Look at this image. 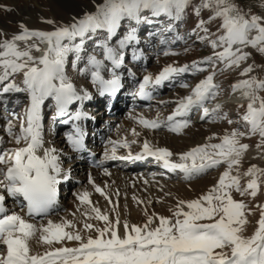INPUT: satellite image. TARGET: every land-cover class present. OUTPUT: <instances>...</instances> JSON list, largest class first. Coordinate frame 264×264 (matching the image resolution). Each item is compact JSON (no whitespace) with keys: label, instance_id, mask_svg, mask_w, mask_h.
<instances>
[{"label":"snow or ice","instance_id":"obj_1","mask_svg":"<svg viewBox=\"0 0 264 264\" xmlns=\"http://www.w3.org/2000/svg\"><path fill=\"white\" fill-rule=\"evenodd\" d=\"M190 3L191 0H103L95 5L94 11L74 16L69 23L55 25L53 20L45 21L54 25L51 31L29 29L20 23V31L8 38H3L4 33L0 32V94L24 92L27 97L19 130H15L13 123L17 119L15 115L7 119L4 126L17 146L0 150V264H264V204L259 205L254 231L245 236L247 216L252 209L244 200L233 196L238 193L241 197H255L264 184V168L251 165L243 173L249 178L243 185L239 172L241 157L248 148L241 143V138L256 135L260 138L257 148L264 145V96L260 95L264 92V79L249 75L254 70L252 64L240 72L247 78L231 85L232 92H238L241 100L246 101V106L238 105L245 107L239 120L247 126L246 132L236 128L225 131L219 143L198 144L175 154V160L169 149L154 147L148 140H144L141 151L135 156L129 152L121 157L116 155L117 146L128 148L136 140L106 142L111 150L106 148L104 159L152 157L161 167L182 174L186 180L224 164L225 170L206 193L195 199L177 200L175 207L169 209V216L145 213L143 224H129L125 220L122 234L119 216L110 220L97 207H92L91 213L95 214L94 219L103 222V227L85 222L81 230H76L72 221L63 218L60 222L48 219L46 224L37 227L25 218L44 220L50 216L58 206V185L69 179L57 149L45 147L44 109L53 110L54 118L66 117L63 123H72V131L66 134V139L74 152L86 150L85 132L77 122L87 119L88 115L76 105L91 100L92 94L72 81L67 73L69 62L73 72L90 79L100 96H114L122 88L121 76L128 51L131 50L134 61L142 55L137 48L138 27L164 17L168 20L167 30H172L173 23L182 20ZM201 9L209 10L210 15L207 21L199 19L191 34L197 35L200 42H206L212 54L179 67L168 64L155 76L145 74L137 81L132 94L142 100H152L159 86L180 74L202 73L209 66L213 71L200 79L189 94L174 101H161V104H175L166 118L161 119L159 113L152 119L133 117L145 129L166 128L179 134L191 124L188 117L194 109L201 111V120L234 123L226 113H221L219 103L211 108L206 106L219 94V85L214 82L216 65H222L220 72L238 67L250 56L244 50L247 47L264 53V18L245 13L234 0H201L193 9L197 17ZM216 20L219 21L216 32L210 33L205 25ZM125 24L126 30L119 35ZM197 29L204 35H198ZM117 36L119 38L112 43ZM90 40H93L91 52L86 47ZM41 45L46 47L41 50ZM34 51L42 54L33 55ZM17 76L21 77L19 82H16ZM179 86L187 87V84ZM131 134L140 135L135 128ZM214 138L215 134L206 139ZM102 163L97 161L96 166ZM104 171L107 173L106 169ZM89 183L103 195L91 176ZM74 195L82 204H91L87 191ZM7 198L14 203L11 209L6 206ZM17 207L25 209L23 216ZM84 215L87 218L89 213ZM89 230H93L95 236L89 235ZM37 232L39 241L61 246L50 247L42 254L33 253L29 241ZM65 241H75L77 246H63Z\"/></svg>","mask_w":264,"mask_h":264},{"label":"rangeland","instance_id":"obj_2","mask_svg":"<svg viewBox=\"0 0 264 264\" xmlns=\"http://www.w3.org/2000/svg\"><path fill=\"white\" fill-rule=\"evenodd\" d=\"M234 2L245 13H248L249 15H258L264 18V0H234ZM94 3L95 5L97 4L95 0H0V17L1 19H4V24H2V26L0 27V32L4 33L3 38H8L10 35L16 34L20 31V23H23L25 26H27L26 20L27 18H30L32 16H34L35 18L33 21V25L37 29H46L48 31H51L54 25L47 24L45 23V21L53 20L55 21V25L69 23L71 22L73 16L79 17L86 11H94L95 8L92 9V5ZM200 3L201 0H191V3L186 10V13L182 20L174 22L173 28L172 30H169V32H167L168 20L164 17L159 18V22L161 23L160 28H162L163 31L155 33V35H157V39H162V37H165L164 42L158 44L159 40H156L153 43H150V45L148 44L146 46V51L143 55L147 58L148 61L144 65L140 63L136 66L132 65L131 58H126L127 72H136L137 80H139L145 74L150 73L155 76L164 66L168 64L179 67L185 64H191L193 61L202 60L204 57L210 56L212 54V49L207 45V43L200 42L197 39V35L191 34L193 29L196 27L197 21L199 19H204L205 21H207L210 15L209 10L207 9H201L199 17L194 14V7L199 5ZM262 22H264V19H262ZM163 23L166 24V26L164 25L165 27H162ZM218 25L219 21L216 20L214 22L206 24L205 26L209 29V32L212 33L216 32ZM132 26L135 27V24H133ZM126 27L127 24H125V26L120 29L119 35H123ZM138 29H140L142 32L144 31V36L147 37L145 33L147 30L146 24L140 25ZM197 34L204 35V33L198 29ZM254 34L255 33H252V35ZM118 38L119 36H117L115 39ZM114 42L115 40L112 43ZM86 47L87 50L91 52L93 48V40L88 41ZM244 50L249 52L250 56L246 61L241 62L238 67L230 68L223 72H220L218 71V69H220L222 65L217 63V72L214 77V82L219 85V94L217 96L225 95L226 93H228V91L231 90V85L233 83L240 79L247 78L241 76L240 72L249 64H252L254 67L253 72L249 75H254L259 79H264V53H261L251 47H247ZM166 52L169 54L165 55ZM97 55L99 54L97 53ZM70 60L71 57H69V61ZM80 66L83 67V64H81ZM212 71V67L209 66L207 70L202 73H197L194 75L186 73L187 80L182 81L178 85L164 91V93L160 95V98H158V102L152 104L151 106L144 105L138 107L134 112L141 111V113L143 112L142 114L145 113V118L148 119L155 118L157 113L160 114L161 119L166 118L174 109L175 104L168 103L163 105L160 102L164 99L167 100V102L174 101L179 97L189 94L192 87L200 79H203L206 75H208L209 72ZM67 73L72 78V81H74L75 83H82L79 84L78 87L86 88L85 81L87 82V79L73 72L70 62L67 67ZM20 79L21 77L17 76L16 82H19ZM88 80L90 81V79ZM181 83H186L187 87H180L179 85ZM20 94L23 98L22 100H20L19 104L26 105V93L21 92ZM260 95L264 96V92H261ZM244 111L245 107H221V113H226L228 119L234 121V123L228 124L227 120H201L198 116V113H201V111L199 109H194L190 113L189 119L191 120V124L185 128L187 129L185 130V132L181 131V133L179 134L170 132L166 128H161L158 130H148L143 129L142 127L135 124L133 125L132 123L135 113L132 112L133 114L130 115V118L126 119L127 127H124L126 130H128V138L126 137V140H136V143L129 144V147L133 150L141 148L144 140H148L149 142L154 141L156 145H161L164 146V148L169 149L170 151H174L172 152L174 154L172 158L176 159L175 154L186 152L190 148L198 144L219 143V137L222 136L225 131L230 132L233 128H236L239 131L246 132L247 126L243 121L239 120V116H242ZM123 120H125V117H121L120 122H123ZM13 123L15 125V130L18 131L19 125L17 124V121L15 120L13 121ZM133 128H135L136 131L140 133L139 136L133 137L130 135ZM153 131L155 133L151 134V132ZM119 132L120 131H118V134H116L115 131V134H112V138L117 141L123 140ZM122 132L124 134L125 131ZM213 134H215L216 138L210 141L206 139L210 136H213ZM0 141L2 142L0 150L7 147H13L14 141L9 139V136L7 134L0 136ZM259 141L260 138L256 135L241 138V143L247 144L248 147H252L255 149H258L257 144L259 143ZM106 148L109 150L111 148V145L107 144ZM126 149L128 150V148L117 146L116 151L118 153L124 154L127 151ZM258 153L257 154L260 157L258 159H250L249 157L247 158L245 156L241 157V163L239 166L241 185H243L247 181V179H249L248 177H245L243 173L251 165L254 164L258 168H264V145H261V147L258 149ZM63 166L65 168H68L67 161H64L62 167ZM117 166L118 165H116L115 163L105 166L104 168L108 169V171L111 172L118 168ZM224 170L225 165L221 164L216 168L209 169L205 174L201 176L187 180L183 178H167L155 176L152 172H149L147 175H144V178L145 176H147L145 179L143 178L142 180L141 178L142 182L139 181L137 185L126 187L125 190L114 185L112 195L108 192L105 193V191L103 190V195L96 191V194H92L93 190H91V188L94 189V187L93 185L91 187V184L88 182L89 178H86V174L84 175L85 177L82 178L80 177L79 173L72 172L76 176V178L80 179L81 181L77 182L70 189V193L67 196L63 209L58 211L56 214L49 216V218L47 217V219L39 221V223L46 224L48 219H52L54 220V222H57L60 221L61 218L64 219V216L71 215V212L68 209L70 206L69 204L74 201H72V199L76 198V195L74 194L86 190L91 194V204H80V206L78 207L80 209H77V212L80 214H82V211H86L87 213H89V216L87 218L83 217L84 222L92 223L94 221L93 224L95 226L97 225V220L94 219L95 214L91 213V208L97 207L100 210L102 209L101 212L103 211L102 213H106L109 216L110 220H115L116 216H119L120 222L122 220H127L129 224H143L144 220L146 219L145 213H147L148 215L156 213L159 215L169 216L171 215L169 209L175 207L177 200L195 199L200 195L206 193L216 183L219 175ZM130 174L133 173L131 172ZM232 174H236L235 170ZM138 175L141 174L139 173ZM262 179H264V177H262ZM104 181V179H98L96 182L99 187L101 186V189L103 187ZM233 196L235 199L244 200L248 207L252 209L251 214L247 216L248 223L245 225V230L243 233L245 236L251 235L256 227V221L259 219V205L264 204V184H261L260 190L255 197H241L238 193H233ZM34 237H36V239ZM34 237V240L39 241V232H37Z\"/></svg>","mask_w":264,"mask_h":264},{"label":"bare ground","instance_id":"obj_3","mask_svg":"<svg viewBox=\"0 0 264 264\" xmlns=\"http://www.w3.org/2000/svg\"><path fill=\"white\" fill-rule=\"evenodd\" d=\"M96 1V3L98 4L99 2H103V0H95ZM93 8H95V3L92 5V9ZM74 17V16H73ZM72 17V18H73ZM75 17H78V16H75ZM34 16H32V17H30V18H27V20H26V22H27V26L26 27H28L29 29H35V30H39V29H37L34 25H33V21H34ZM2 24H4V19H1V17H0V27L2 26ZM40 31H45L44 29H40ZM119 32H120V30H119ZM114 40H115V38H114ZM113 40V41H114ZM112 41V42H113ZM153 41V40H152ZM140 45H141V43H140ZM41 47V50H43V48H45L46 47V45H41L40 46ZM41 55L42 54V52H33V55ZM123 74L125 73L124 71L122 72ZM74 82V81H73ZM75 83V82H74ZM76 85H78V84H80V83H75ZM85 84H86V87L88 88V91L89 92H91V93H93V94H95V93H97V91H96V88H94L93 86H92V84H91V82L87 79V82L85 81ZM165 100V99H164ZM164 100H162V101H164ZM166 102H167V100H165ZM241 101H244V100H241V98H240V96H239V93L237 92V93H233V92H231V93H228L227 95H225L223 98H222V100H221V106H223V105H225V106H228V105H230L231 103H234V102H241ZM165 104H168V103H164L163 105H165ZM102 112L101 113H104V110L103 109H100ZM133 112H134V110H133ZM139 112V113H138ZM138 112H134L135 113V116L134 117H136V116H143V117H146V115H145V113L144 114H142L141 113V111H138ZM133 113L131 112H129L128 114H126V116H125V120H123V122L121 123L120 122V119H118L117 120V123L115 122L114 123V126H113V129H112V132H113V134H115L114 132L116 131V134H118V131H120V132H122V131H125L124 132V134H123V132L122 133H120L119 132V134L122 136V138H123V140H126V137L128 138V130H126L125 128L127 127V120L126 119H128V118H130V115H132ZM200 114V113H199ZM198 114V115H199ZM124 118V117H123ZM135 121V122H134ZM5 123L6 122H4L3 121V123H2V130L4 131V126H5ZM120 123V124H119ZM122 124V125H121ZM133 125L135 124V125H137V126H140L138 123H136V120L135 119H133V123H132ZM126 125V126H125ZM125 127V128H124ZM140 127H142V126H140ZM143 128V127H142ZM125 129V130H124ZM143 129H145V128H143ZM185 130H187V129H185L184 128V131L182 130V132H185ZM5 132V131H4ZM6 133V132H5ZM149 133V132H148ZM152 133H155L154 131L153 132H151V134ZM164 133V132H163ZM181 133V132H180ZM7 134V133H6ZM150 134V133H149ZM131 136H132V134H130ZM45 136H47V137H50L48 134L46 135V133H45ZM158 138V137H157ZM10 139V138H9ZM56 139V140H55ZM58 139V140H57ZM117 141V140H115V139H113L112 138V135H108L107 137H106V140H105V142L104 143H102L101 145H99L98 147H97V150L99 151V153H101V158H103L104 157V154H105V152H104V149H105V146L108 144V143H106L107 141ZM161 140V139H160ZM170 140V139H169ZM45 142V147H54V148H56L57 149V152L59 151V149H60V145H62V140H61V138L59 139V137H57V138H54V141H53V139H51L49 142L48 141H44ZM150 143L153 145V146H156V144H155V142L154 141H150ZM17 145L15 144V142L13 143V147H16ZM173 147V146H172ZM8 148V147H7ZM111 150V149H110ZM109 150V151H110ZM127 150V149H126ZM172 150V149H171ZM141 151V148H139V150H137L136 152H140ZM129 152H131V153H133V149H131L130 147H128V150L126 151V153L125 154H120V153H117V151H116V155H117V157H120V156H127L128 154H129ZM258 149H255V148H252V147H248L247 148V150L245 151V153L243 154V156H245V157H249L250 159H258V158H260L259 156H258ZM40 154H42V152L40 153ZM58 154H59V152H58ZM262 156V155H261ZM104 163V165H107L106 163H107V161H104L103 162ZM104 165H102V166H104ZM127 165H128V163L127 162H125V163H123V164H120V167L122 168V170H126L127 171V173H124V172H122V171H120V170H118V169H115L114 171H108V169H106L107 170V173H105V171H104V169L103 168H92L91 170H90V172H86V173H84V175L86 174V178H89V176H91L92 177V181H93V183L96 185V186H98V184L96 183L97 182V180L98 179H104L105 181H104V183H103V187H102V190L103 191H105V193H109V194H111L112 195V191H113V189H114V185H116V186H118V187H121V189H124L125 190V188L126 187H132L133 185H137L138 184V182L139 181H141L142 182V180H143V178H144V175L146 174H141V175H138V174H130L133 170H134V168H128L127 167ZM79 169H81V170H83V168H82V165L80 164V163H75L74 164V168H73V171H77V170H79ZM110 170V169H109ZM113 170V169H112ZM70 175V174H69ZM83 175V176H84ZM85 177V176H84ZM108 177H110V178H108ZM137 177V178H136ZM147 176H145V178H146ZM141 178H142V180H141ZM144 178V179H145ZM88 182H89V180H88ZM92 185L93 184H91V187H92ZM132 185V186H131ZM145 186V185H144ZM82 187V186H81ZM101 187V186H100ZM79 189V188H78ZM91 190H93V193L92 194H96V192H95V188L94 189H92L91 188ZM84 191H86V190H83V192ZM82 192V191H81ZM81 192H78V193H81ZM88 192V191H87ZM90 196H91V194L89 193V199H90ZM104 198V197H103ZM77 198H73L72 199V203H70L69 205V211L71 212V215H68V216H64V220H69V221H72L74 224H75V229L76 230H81L82 228H83V224L85 223L84 222V218L83 217H85V216H83L84 215V213H86V211L85 212H83L82 211V214H80V213H78L77 212V209H80V208H78L79 206H80V204L82 205V203L79 201V200H76ZM105 199V198H104ZM105 203V202H104ZM106 204V203H105ZM89 209V208H88ZM87 209V210H88ZM105 209V208H104ZM102 210V209H101ZM18 212H19V214L20 215H24L20 210H17ZM105 211V210H104ZM103 212V211H102ZM73 214V215H72ZM123 214V213H122ZM89 216V215H88ZM122 217H123V215H122ZM48 218H49V216H48ZM45 219H47V217L45 218ZM89 219V218H88ZM92 219V218H91ZM87 220V219H86ZM29 221L31 222V223H34V224H36L37 225V227H39V225H40V223L38 222V221H32L31 219H29ZM54 221V220H53ZM61 221V220H60ZM60 221H57V222H60ZM122 222V224H123V222H124V220H122L121 221ZM91 223V222H90ZM94 223V221L92 222V224ZM96 223H97V225H96V227H103L102 226V224L103 223H101L100 221H96ZM122 224H121V227H120V232H121V234H122V232H123V228H122ZM94 225V224H93ZM99 225V226H98ZM66 230H72V229H66ZM83 234V233H82ZM88 234L89 235H92V236H95V232L93 231V230H89V232H88ZM35 239H36V237H34ZM29 246H30V249H31V251L33 252V253H40V254H42L44 251H46V250H49V248L50 247H52V248H54V247H60L61 246V244H56V243H53L51 246H49V245H47V244H45V243H43V242H41V241H38V240H34L33 238L29 241ZM63 246H67V247H75V246H77V244H76V242L75 241H65V242H63Z\"/></svg>","mask_w":264,"mask_h":264}]
</instances>
